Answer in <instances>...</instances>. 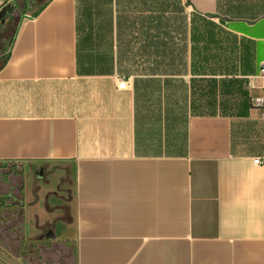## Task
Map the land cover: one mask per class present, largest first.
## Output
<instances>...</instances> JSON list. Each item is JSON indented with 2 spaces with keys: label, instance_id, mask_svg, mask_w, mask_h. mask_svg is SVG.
I'll return each instance as SVG.
<instances>
[{
  "label": "crops",
  "instance_id": "obj_1",
  "mask_svg": "<svg viewBox=\"0 0 264 264\" xmlns=\"http://www.w3.org/2000/svg\"><path fill=\"white\" fill-rule=\"evenodd\" d=\"M263 60L264 0L24 12L0 69V264H264Z\"/></svg>",
  "mask_w": 264,
  "mask_h": 264
},
{
  "label": "trees",
  "instance_id": "obj_2",
  "mask_svg": "<svg viewBox=\"0 0 264 264\" xmlns=\"http://www.w3.org/2000/svg\"><path fill=\"white\" fill-rule=\"evenodd\" d=\"M49 1L50 0L43 2L41 6L33 13V16H37L40 13V11L47 5ZM6 7L8 9V12L6 13L4 20L5 19H8V20L1 32L0 48L2 49L4 47V43L7 40H8V45H7L6 53L2 56V61L0 63V69L6 65L10 57V46L14 41V37L18 31V27H19L20 21L23 19V13H24L23 10L17 7L15 2L7 4ZM11 24L14 25L12 33H10V31L8 30V26H11ZM126 79H128V77Z\"/></svg>",
  "mask_w": 264,
  "mask_h": 264
},
{
  "label": "built area",
  "instance_id": "obj_3",
  "mask_svg": "<svg viewBox=\"0 0 264 264\" xmlns=\"http://www.w3.org/2000/svg\"><path fill=\"white\" fill-rule=\"evenodd\" d=\"M14 0H3L0 1V10L6 6L7 4L12 3ZM259 81V88L261 90V94L258 96H254L251 98V103L255 107H260L264 111V60L260 63L259 72L255 76H251V82L254 85V81ZM130 86V79L121 78L118 83V87L121 89L128 88ZM263 160L260 158L255 160V163H261Z\"/></svg>",
  "mask_w": 264,
  "mask_h": 264
},
{
  "label": "rangeland",
  "instance_id": "obj_4",
  "mask_svg": "<svg viewBox=\"0 0 264 264\" xmlns=\"http://www.w3.org/2000/svg\"><path fill=\"white\" fill-rule=\"evenodd\" d=\"M42 1L44 0H21L19 1V3L18 2L17 3L19 5L18 8L23 9V11L26 14H33ZM13 26L14 25L12 24L11 26H8V30L10 31V33H12ZM7 45H8V40L4 43V47L2 49L0 48V63L2 61V56L6 53ZM7 168H12V165L0 164V172H3L4 169H7Z\"/></svg>",
  "mask_w": 264,
  "mask_h": 264
},
{
  "label": "water",
  "instance_id": "obj_5",
  "mask_svg": "<svg viewBox=\"0 0 264 264\" xmlns=\"http://www.w3.org/2000/svg\"><path fill=\"white\" fill-rule=\"evenodd\" d=\"M8 12V9H7V7L6 6H4L3 8H2V10L0 11V21H3L4 20V18H5V16H6V13ZM210 17H212V15H209ZM49 232H51V230L49 229L48 230Z\"/></svg>",
  "mask_w": 264,
  "mask_h": 264
}]
</instances>
